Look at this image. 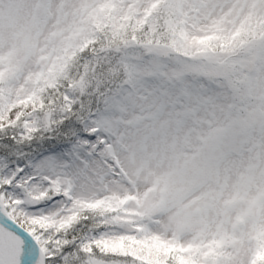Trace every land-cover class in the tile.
Listing matches in <instances>:
<instances>
[{
  "label": "snow or ice",
  "instance_id": "obj_1",
  "mask_svg": "<svg viewBox=\"0 0 264 264\" xmlns=\"http://www.w3.org/2000/svg\"><path fill=\"white\" fill-rule=\"evenodd\" d=\"M0 264H264V0H0Z\"/></svg>",
  "mask_w": 264,
  "mask_h": 264
}]
</instances>
